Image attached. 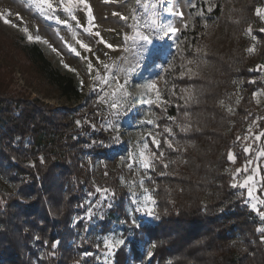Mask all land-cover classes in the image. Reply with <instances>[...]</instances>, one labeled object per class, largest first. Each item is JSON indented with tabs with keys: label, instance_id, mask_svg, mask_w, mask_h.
<instances>
[{
	"label": "rangeland",
	"instance_id": "374dc122",
	"mask_svg": "<svg viewBox=\"0 0 264 264\" xmlns=\"http://www.w3.org/2000/svg\"><path fill=\"white\" fill-rule=\"evenodd\" d=\"M85 2L92 10V24H89L88 10L84 4L69 5L73 10L72 15L76 17L73 20L72 15L65 11L64 5L59 0H53L54 10L50 15L58 17L57 20L30 11L25 0H0V13L3 14L0 16V86L9 95L31 100L38 98L58 108L71 106L80 113L81 121L87 122L92 128V131L85 133L86 137L91 143L96 142L105 148V155L93 156L86 153L89 170L91 173L96 172L102 180L117 181L114 185L102 186L93 179L94 189L86 190L84 202L78 214L73 216L71 224L76 228V235L69 243L79 249V259L73 264H148L151 257L147 252L155 240L142 230L136 236L138 228L132 225L131 220L135 218L141 227L144 224H157L160 218L155 219L135 212L136 205L133 200H141L144 189L147 188L157 201V166H160V171L157 170L160 174H165L168 170L164 164H174V168L178 170L184 165L194 166L195 158L207 156L220 144V136L224 132L222 129L228 124L222 115L213 113L212 107L219 105L223 112L233 116L241 102L243 84L238 81L237 88L230 91L227 98L218 99L216 92L220 90L219 85L213 82L208 87L205 77L208 72L218 70V60L212 54L234 41L235 24L239 22L238 13L243 12L249 0ZM170 7L172 12L166 11ZM219 8L223 12L221 16L216 14ZM257 8L264 9V3L257 5ZM178 12H182L183 16L175 14ZM122 17H127V20ZM5 18L11 23H5ZM153 19L157 24H171L179 31L161 39V34L151 26ZM62 20L68 21V24L60 23ZM260 20L262 29L264 18L260 17ZM25 26L33 36L39 35L42 39L29 41L23 31ZM89 27L92 28L91 34L85 30ZM249 27L251 32L248 31ZM249 27L244 33L253 40L248 49L255 47L256 51L261 41L255 29ZM137 30L149 35L152 43L143 45V42H137L134 45L132 40H125V34L133 36ZM96 32L100 33L99 37L95 35ZM105 41L114 47H107ZM24 42L40 45L55 67L73 75L80 82L85 97L80 100L67 99L49 85L19 49ZM80 42L87 44L91 51L83 48ZM89 63L92 64L91 69L88 68ZM105 64L110 66L111 71L104 67ZM121 68L135 69L127 77L128 83L125 86L131 93L130 97H125L123 90L117 91L126 78L125 72L118 71ZM189 68L196 75L189 74ZM255 71L257 75L251 81L261 80L263 85L253 95L264 90V59L256 64ZM105 79L107 83H104ZM150 83L157 85L161 93L160 100H157L154 92L148 91L145 95L144 90L138 87ZM185 89H191L194 94V98L187 103L185 101L188 93ZM113 92L116 94L112 95ZM149 97L153 100L152 104L144 102ZM254 100L255 115L242 130H234L237 125L232 119L229 120L230 126L226 131L236 132L235 146L229 150V153L235 155V161L230 160L229 170L232 184L236 181L243 183L248 175H254V195L264 199V156L259 155L264 149V137L255 139L264 132V95H254ZM257 100L260 102L257 103ZM114 101L122 105L119 115H115L117 110L110 106ZM173 108L178 110V115L172 114ZM188 125L191 127L187 131H181ZM167 128H171L172 132H167ZM204 130L208 135L203 137ZM98 132L105 134L103 138L106 142L102 138L94 137ZM117 136L119 142L114 139ZM153 136L161 141L159 148L153 143ZM168 140L173 142L171 148L168 147ZM145 143L149 146L144 150L146 156H151L153 152L158 157L161 152L164 154L163 163L155 160V166L147 170L140 166L138 158ZM246 148L249 151H245ZM186 153L191 157H184ZM130 154L137 155L130 158ZM129 164H132L131 168ZM245 167L247 172L243 171ZM7 168V165L4 170L0 168V187L11 192L15 190L17 183ZM237 169L240 171L237 172ZM116 191L124 193L122 213L115 209L118 203ZM236 192L244 197V203L252 210L250 203L246 202L250 200L247 189L237 186ZM259 207L264 210V205ZM253 213L258 223L257 228L264 227V221L254 211ZM79 220L80 226H76ZM105 222L109 224L108 227H105ZM110 236L125 240L123 245L112 250L111 255L104 245V238ZM133 244H136L137 250L133 249ZM57 247L58 244L54 247L55 251ZM47 253L41 249L38 258H44Z\"/></svg>",
	"mask_w": 264,
	"mask_h": 264
},
{
	"label": "trees",
	"instance_id": "16d2710c",
	"mask_svg": "<svg viewBox=\"0 0 264 264\" xmlns=\"http://www.w3.org/2000/svg\"><path fill=\"white\" fill-rule=\"evenodd\" d=\"M260 3L264 0H249L238 13L234 43L212 54L218 70L205 77L208 87L213 82L219 85L218 99L227 98L242 81L241 102L233 116L219 105L212 107L228 126L230 119L236 123L234 130H242L254 117L253 93L263 85L261 80L251 81L257 75L256 64L264 59V32L255 11ZM222 13V8L216 12ZM249 26L261 41L252 53L247 50L253 40L244 34ZM19 49L62 96L85 97L80 82L55 67L40 45L24 42ZM172 114L178 115V110L173 108ZM228 126L222 129L220 144L207 156L195 158L194 166L178 170L170 164L164 175L158 172L160 166L155 169L160 219L136 229V236L145 231L157 245L148 264H264V242L256 231L254 213L232 187L228 154L235 146L236 132H227ZM88 131H92L90 124L81 121L71 106L58 108L38 98L9 95L0 86V168L7 165L17 183L11 192L0 187V264H73L79 259V249L69 243L76 235L73 216L80 211L86 190L94 189V180L102 186L117 181L107 183L90 172L86 153L104 154L105 148L91 143ZM205 132L203 137L208 135ZM104 135L98 132L94 137L104 139ZM115 197V209L122 213L124 193L116 191ZM41 249L48 253L39 259ZM133 249L137 250L136 244Z\"/></svg>",
	"mask_w": 264,
	"mask_h": 264
},
{
	"label": "snow or ice",
	"instance_id": "6c2138e0",
	"mask_svg": "<svg viewBox=\"0 0 264 264\" xmlns=\"http://www.w3.org/2000/svg\"><path fill=\"white\" fill-rule=\"evenodd\" d=\"M59 3L61 5H64L65 7V11H67L70 15H72V8L69 7V5H72V4H76V5H79V4H84L85 8H87L88 10V17H89V24H92L93 20H94V17L92 15V10L90 8L89 5H87V3L85 2V0H59ZM25 4L26 6L28 7V9L30 11H34L35 13L39 14V15H42V16H45L47 17L48 19H57L59 20L58 17H54L52 15H50V13L54 10V6H53V0H25ZM155 7V5H153V8ZM166 11H169V12H172V9L171 7L166 9ZM176 15H180V16H183V13L182 12H178V13H175ZM3 14L0 13V16H2ZM19 15V14H17ZM114 15H120L119 13H114ZM256 15L259 16V17H262L264 18V9L262 8H257L256 9ZM156 16V13L154 12L153 13V17ZM22 19V18H21ZM72 19L75 20L76 17L75 15H72ZM122 19L124 20H127V17H122ZM60 23H63V24H68V21L66 20H62V21H59ZM5 23H11L10 20H7L5 18ZM152 28H154L158 33H160V37L159 38H163L164 36H167L169 34H175L176 32L179 31V29L175 28L173 25L171 24H166V23H159L157 24L156 20L153 19L152 20V24H151ZM185 27H187V25H185ZM86 31H88L90 34L92 33V28L89 27V28H86L85 29ZM23 31L27 34V39L29 41H40L42 38L37 35V36H33L28 28L25 26L23 28ZM249 32L252 31L251 27H249L248 29ZM261 32H264V28L260 29ZM96 36H100V33L99 32H96L95 33ZM125 40L128 41V40H132L133 41V44L136 45L137 42H143V45H147V44H151L152 43V38L149 36V35H146L142 32H140L139 30L136 31L135 35L133 36H128L127 34H125ZM102 39V38H101ZM45 43H47L45 41ZM81 43V46L83 48H85L86 50L88 51H91L90 47L83 43V42H80ZM104 43H106L107 47L109 48H113L114 46L112 44H107V42L105 41ZM71 47V46H69ZM72 51H76L75 48H71ZM127 50V49H126ZM247 51H249L250 53L251 52H254L255 51V47H251L249 48ZM142 54V53H141ZM77 55H79V53H77ZM189 63H192V61H189ZM104 67L106 69H109L111 71V68L109 65L105 64ZM88 68L91 69L92 68V64L89 63L88 64ZM118 71H121V72H125V81L123 84H120L118 86V89L117 91L119 90H123V95L125 97H130L131 96V93L127 91L126 89V85L128 83V79L127 77L133 72L135 71L134 68H128V69H119ZM188 73L189 74H192V75H196V73L193 72V70L191 68L188 69ZM114 79H118V77H113ZM104 83H107V79L104 80ZM138 87L142 88L144 90V94L146 95L148 93V91H152L155 93V96L157 98V100H160V97H161V93L157 87V85L155 83H150V84H145V85H139ZM184 91H186L188 93L187 97H186V103L189 101V100H192L194 98V94L192 92L191 89H185ZM116 93L113 92L112 95H115ZM254 95L256 96H260V95H264V90H261L260 92L258 93H255ZM103 99V98H101ZM145 103H148V104H152L153 103V100L151 97H149L146 101H144ZM260 101L257 100V103H259ZM111 108L113 109H116L117 111L114 113L115 115H119V112L122 108V105L117 102V101H114L111 105ZM229 111H231V109H229ZM185 115L187 116L188 113H185ZM170 119H172L170 117ZM79 123V121L77 122ZM148 123H152V121H148ZM110 127H112V125L110 124L109 125ZM191 127V125H188L187 127L185 128H182L181 131H187L189 128ZM167 132L171 133L172 132V129L171 128H167L166 129ZM149 135L151 136L152 134L149 133ZM261 137H264V132H261L259 135H257L255 137V139L259 140ZM114 139H116L117 142H119V137H115ZM152 141L153 143L156 145L157 148L160 147V144H161V141L160 140H157L155 138V136L152 137ZM167 144H168V147L171 148L173 146V142L171 140H168L167 141ZM148 144H144L143 145V148L139 151L138 153V158H139V162H140V166L144 169H150V168H153L155 165H154V161L155 160H160L161 163H163V152L160 153V156L158 157L156 155L155 152L151 153V156H146L145 155V149H148ZM245 151H249V148H246ZM137 154H130V158L132 156H135ZM259 155L260 156H264V149H262L260 152H259ZM43 159V158H41ZM228 159L229 160H233L235 161V155L232 154V153H229L228 154ZM252 161H248V163H251ZM129 168L132 167V164H129L128 165ZM164 167L167 168L168 165L167 164H164ZM237 172L240 171V169H237L236 170ZM243 171L247 172L248 169L245 167L243 169ZM161 175H164V173H161ZM143 184V181H141V185ZM242 187V188H246L247 189V195L248 197L250 198L249 201H246L247 203H250V206H251V209L257 214V216L260 218L261 221H264V210H261V208L259 207V205H264V199H260L258 198L257 196L254 195V191L256 189V185H255V182H254V175H248L244 180H243V183H239L238 181L236 182H233L232 184V187ZM98 191H100V189H97ZM104 191H107L106 189ZM133 203L136 205L134 211L135 212H139V213H142L144 214L145 216L147 217H153L155 219H159V213L157 211V208H156V205H157V201L156 199L153 197V195L151 194V192L145 188L144 189V195L142 197L141 200H133ZM109 207H111V205H109ZM131 223L132 225H134L136 228H139L140 227V224L137 223V220L135 218H132L131 220ZM256 231L260 232L261 233V236H260V240L262 242H264V227H261V228H257ZM59 242L57 241L56 243L53 244V247H56V245L58 244ZM125 243V240L124 239H117V238H114V237H105L104 238V245L105 247L108 249V254L111 255L112 254V250L113 249H116L118 248L119 246L123 245ZM157 247L156 243H152L151 244V247L148 249V252H147V255L149 257H152L153 256V251L152 249H155ZM86 255H90L88 253H86Z\"/></svg>",
	"mask_w": 264,
	"mask_h": 264
}]
</instances>
